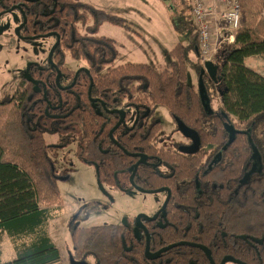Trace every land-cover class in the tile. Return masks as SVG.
Segmentation results:
<instances>
[{"label":"trees","instance_id":"16d2710c","mask_svg":"<svg viewBox=\"0 0 264 264\" xmlns=\"http://www.w3.org/2000/svg\"><path fill=\"white\" fill-rule=\"evenodd\" d=\"M11 7L24 12L26 22L19 30L25 42L36 44L49 33L60 42L52 57L56 68L47 62L28 65L31 80L25 79L14 95L0 99V230L9 237L15 253L0 264H63L48 234L49 221L60 215L62 198L47 155L46 134H55L59 145L73 143L76 157L95 166L101 187L107 184L120 192L131 189L128 168L134 160L123 154L126 150L162 159L154 166L138 167L135 179L140 186L149 181L152 187L160 183L190 192L198 175L206 191L205 212H199L201 219L196 222L188 221L186 212L177 211L170 199L161 223H148L152 224L146 228L148 250L159 252L156 259L146 258L145 233L138 238L126 220L92 225L81 244L73 233L74 263L88 264L92 258V264H211L194 245L203 244L216 264L226 256L237 264H264V77L244 64L249 56L264 59V0H240L234 41L219 48L213 61L217 83L204 81L205 88L214 89L217 105L207 100V108L196 87L187 83L188 54L195 50L197 34L193 33L189 44L175 45L169 52L172 60L157 69L146 64L114 66L112 40L95 35L103 23L130 30L120 15L79 0H0L1 15ZM173 23L180 31L179 24ZM186 28L190 26L182 29ZM67 53L76 61L87 60L93 77L91 97H99L106 109L136 106L144 120L138 119L135 125L123 122L110 138L108 133L119 115L87 99V75L78 72L70 89L57 88V72L63 83L73 82L74 71L64 64ZM159 105L179 129L194 135L199 143L197 157L178 158L150 148L159 123L147 119ZM130 114L126 112V118ZM252 145L259 153L255 161L260 170L243 182L253 165ZM216 153L221 154L220 162L201 176ZM162 164L169 171L163 177L159 175ZM171 167L177 174H171ZM180 242L188 244L177 245ZM170 245L176 246L163 251Z\"/></svg>","mask_w":264,"mask_h":264},{"label":"rangeland","instance_id":"374dc122","mask_svg":"<svg viewBox=\"0 0 264 264\" xmlns=\"http://www.w3.org/2000/svg\"><path fill=\"white\" fill-rule=\"evenodd\" d=\"M90 3L112 14L120 15L129 25L130 30L103 23L96 36L112 40L116 50L114 66L146 64L154 69L162 67L172 59L169 52L177 44H189L193 33L196 34L190 0H79ZM106 1V2H105ZM102 3L112 6L105 7ZM17 11H10L0 16V99L11 96L15 88L25 81L28 64H43L47 61L48 51L55 40L51 36L38 38L36 44L21 41L15 34L20 23ZM179 24L180 31L174 28ZM184 26L190 29L183 30ZM221 31L228 34L226 28ZM20 32V31H19ZM33 41V40H29ZM196 45V44H195ZM226 46L220 45L219 48ZM196 51V52H195ZM197 46L188 54L186 66L187 83L197 85L198 72L194 65L203 68L202 59L198 58ZM214 61V59H213ZM69 68L78 69L86 63L71 60L66 54ZM244 64L264 77V59L254 55L246 57ZM16 88V89H17ZM209 100L216 107V98L209 87ZM17 91V90H16ZM212 97V98H211ZM156 118L162 128L160 134L169 133L172 120L163 106L156 107ZM47 155L57 175V185L62 198L60 215L49 221L48 234L55 246H58L63 264H73L71 253L74 248L73 233L76 242L81 244L85 231L92 225H104L121 222L122 217L146 212L161 198L159 194H145L136 191L121 193L116 188L97 183L93 167L76 157L73 143L59 145L55 134H46ZM177 137L182 139L178 134ZM186 141V140H185ZM253 165L246 175L259 172L255 159L259 156L252 145ZM58 214L57 211H55ZM74 228L78 230L75 232ZM15 256L13 245L0 230V261H9ZM88 264H91L88 261Z\"/></svg>","mask_w":264,"mask_h":264},{"label":"flooded vegetation","instance_id":"af4514ba","mask_svg":"<svg viewBox=\"0 0 264 264\" xmlns=\"http://www.w3.org/2000/svg\"><path fill=\"white\" fill-rule=\"evenodd\" d=\"M16 11H18V10H16ZM19 24H21V23H19ZM19 34H20V32H19ZM42 37H44V36H42ZM42 37H39V38H42ZM51 37L55 40L54 36H51ZM22 38L18 37V39H20L21 41L25 40L24 36ZM55 42H56V40H55ZM52 53H54V52H52ZM197 54H198V51H197ZM52 57H53V55H52ZM45 62L49 63L48 62V57H47V61H45ZM65 63H66V57H65ZM82 63H86V65L84 67H80L78 69L69 68V66H67V64H65L70 71H74V75H73L74 78H73V82L72 83L75 82L76 77L78 75L77 74L78 72H82L84 75H87L88 79H89V85H88L89 88H88V91H87V99H89V101L92 102V104H96V105L100 104L103 108H105L104 102L99 97H91V89H92V85H93V77H92V75H90V69H89V65L87 63V60L82 58ZM28 65H42V64H39V63L35 64L34 63V64H28ZM50 65H52L54 68H56V64H54L53 60H52V64H50ZM194 67H195V70H197V72H198V81H197L198 83H197V85H195V87H196V89L199 92V84H200L199 80H200L202 82V87H203L204 94L206 95V99L208 101H210L209 97H208L210 95L209 94L210 92L208 90L209 87L205 88V82L204 81L207 80L209 82H212L213 84H216L217 82L212 81L207 74L201 73L202 67H200L199 65H194ZM28 73H29V68L27 67L26 70H25V78L28 75ZM57 73H59V76H60V72H57ZM102 74H104V73H102ZM56 76H57V74H56ZM101 76H104V75H101ZM217 76H218V74H217ZM217 76H216V79H217ZM60 77H59V87L57 86V88L65 89V87L71 86L72 83L68 85V84H65L62 81H60L61 80ZM26 79H28V78H26ZM55 82H56V80H55ZM16 88H15L14 93L16 92V90L19 87L17 89ZM68 89H70V88H68ZM213 90L214 89L212 88V92H213ZM14 93L11 94V95H14ZM115 94H116V91L114 92V96H115ZM199 94H200V92H199ZM114 96H113V98H114V101H115V97ZM208 101H206V104H207ZM156 107L157 106L154 107V111H153L152 115L149 116L148 119H147V121L155 120L156 122L159 123L158 131H157L154 139L152 141H150V145H152L153 147L150 146V148H152L154 150L156 148V149H158L157 151H161V150L168 151L172 155L173 154L177 155L178 158H185L186 159V158H190V157H197V155H194V153L199 148V143H197L196 138L194 137V135L192 133H189V131H186L185 129L184 130L179 129V127L176 126L177 123H175V121L172 120L171 117H170V119L172 120V125H171L169 133L168 134L167 133L160 134L162 125H161L160 120H158L156 118V113H155L156 109H157ZM106 110L108 111L109 114L114 113V114H118L119 115V119L117 120V123H116V125H117L116 128H118L123 122H126V124H130V125L134 124L135 125L137 120L141 119V116H142L141 112L139 111V109H137L136 106L135 107H131V104L128 105V106H123V108H111V109H106ZM118 111H120V112H122L124 114L122 121H120L121 114ZM128 111H130L131 114H130L129 117L126 118V112H128ZM143 116H144V113H143ZM142 120H144V119H141V121ZM115 126L108 133V135L111 133V135H109L110 138H112V131H114L116 129ZM177 134L182 139L178 138ZM210 149H211V146H209L207 148H204L203 149V153L204 152H206V153L209 152ZM122 151H123L124 155L126 154L127 156H130L131 158H133L134 162L128 168L131 171L130 175L128 176V182H129V184L131 186V189L129 188V189H127L126 192H121V193H127V192L136 191L138 193L140 192V193H145V194H151V193L159 194L160 197H161V198L155 199V203L153 204V206L149 210H147L146 212H140L139 214H136V215L133 214V215H130V216L122 217L121 222L125 223L126 220H127L126 224L127 225L130 224V229L133 231L134 235H137V237L139 238V236H141V233H145V236H146L145 239H147V234L149 236V233H148V229H146V228H147V226L152 225V224L148 225V223H154L156 225L161 223L160 216L164 215V212L169 208L168 207V205H169L168 202L170 201V199H172L171 203L174 202L175 205L173 207L176 206L175 208L177 209V211L180 210L182 212H184V211L186 212V216H188V221L191 220L193 222H196L197 219H201V215H200L199 212L200 211L201 212H205V210L203 208L202 200L204 199V193L206 194V191H204L203 183H201L202 179H200L198 175H196L194 177L196 183L194 184V187H193V189H191L190 192H186V191L178 192L176 190L174 191L173 189L169 188L166 184H163L162 186L159 185L160 183H156V185L154 187H152V185H153L152 183L153 182H149L147 180H146L147 182L143 183L144 186L149 188V189H146L145 187H143V185L140 186L139 182H137V180L135 179L136 174L138 172V167L141 164H148V165L151 164L152 166H154L155 164H159L162 161V159H160L159 157H155V156H150V155L148 156V155H145L144 153H141V152H138V151H133L131 153L127 152L126 150L125 151L122 150ZM206 155L208 156V154H206ZM220 160H221V154L220 153H216L215 155L211 156L210 160L207 163L208 169H206V170L204 169L202 174H201V176H204V174L209 172L210 169L214 165H216V164H218L220 162ZM88 165H91L93 167L94 171H95V166L93 164H91V161H90V163ZM164 167H165L164 164H162L160 166V168H161L160 172L161 173L159 175L161 177H163L167 172H169ZM172 169L173 168L171 167V174L172 175H174V173L177 174ZM249 172H250V170H248L245 173L243 182H245L247 180L248 176H250V175H246ZM95 175H96V171H95ZM131 177H132V179L130 180ZM134 179H135V181H134ZM205 181L207 183V178L205 179ZM104 185H107V184H104ZM99 187L102 189L103 185H102V187L99 185ZM207 199H208V202H212L211 197H209V198L207 197ZM164 205H165V207L163 208ZM178 208H180V209H178ZM187 208H188V210H187ZM190 208H191V211H189ZM155 214H156V217L154 219H152V217ZM209 217L210 216H208V218ZM121 222H118V223H121ZM111 224H116V223H111ZM213 235H218V233H215ZM222 235H224V234H222ZM148 241H149V237H148ZM180 243H184V242H180ZM184 244H188V243L185 242ZM197 245H200V244H197ZM198 249H200V248H198ZM201 251H203V250H201ZM151 254H154V253H151ZM210 256H211V254H210ZM227 258H231V260H227V261L222 262L224 259H227ZM89 259H90L89 261L92 264L93 263L92 258H89ZM224 259L221 260L220 264H237L236 260L233 257H231V256H226ZM73 264H80V263H74L73 262ZM214 264H216V263H214ZM238 264H241V263H238Z\"/></svg>","mask_w":264,"mask_h":264},{"label":"built area","instance_id":"2783aa9c","mask_svg":"<svg viewBox=\"0 0 264 264\" xmlns=\"http://www.w3.org/2000/svg\"><path fill=\"white\" fill-rule=\"evenodd\" d=\"M196 29L198 58L202 62L215 58L220 45L234 41L235 30L240 24V0H190ZM228 34H223L225 31Z\"/></svg>","mask_w":264,"mask_h":264},{"label":"water","instance_id":"95a60500","mask_svg":"<svg viewBox=\"0 0 264 264\" xmlns=\"http://www.w3.org/2000/svg\"><path fill=\"white\" fill-rule=\"evenodd\" d=\"M12 10H18L19 11V13H20V16H21V18H23V21H22V23L21 24H19L17 27H16V29H15V34L17 35V37H20V38H22L21 36H20V34H19V29L20 28H22V26H23V24L26 22V17H25V15H24V12L20 9V8H18V7H11L9 10H7L6 12H10V11H12ZM1 15V14H0ZM47 36H53V33H49V34H47V35H45L44 37H47ZM35 38H36V36L35 37H30L29 38V40H35ZM23 39V38H22ZM55 40H56V42L53 44V46L50 48V50H49V54H48V62L50 63V64H52V55H53V50L59 45V42H60V40H59V38H58V36H56L55 37ZM197 54V53H196ZM202 71H201V73H205V74H207L208 76H209V78L212 80V81H214V82H217L216 81V76H217V74H218V69H217V66L214 64V62L213 61H211V60H206L204 63H203V68L201 69ZM59 73H57V76H56V85L59 87ZM26 78H28L29 80H31L29 77H28V75L26 76ZM199 82H200V84H199V92H200V94H201V97H202V101L204 102V106L207 108V106H206V101H207V99H206V95L204 94V91H203V87H202V82L199 80ZM73 85V83L71 84V86ZM71 86H69V87H71ZM69 87H65V88H69ZM120 114H121V117H120V121H122L123 120V116H124V114L122 113V112H120V111H118ZM117 127V125L115 126V128ZM109 135H111V133L109 134ZM132 179V177L130 178V180ZM165 204V203H164ZM165 207V205L163 206V208ZM156 217V214L152 217V219H154ZM139 219V218H138ZM151 219V220H152ZM148 234H147V239H146V247H145V250H144V254L146 255V258L147 259H149V260H154L157 256H158V254H159V252H154V254H151L149 251H148V247H149V242H148ZM178 244H181V243H177V245ZM196 247H198V248H200L201 250H203V251H205V253H206V256H207V258L209 259V262L211 263V264H214L213 263V261L210 259V254H211V252L204 246V245H197V244H194ZM176 245H170V246H168V247H166L163 251H166V249H168V248H171V247H175ZM227 260H231V258H227V259H224L222 262H224V261H227Z\"/></svg>","mask_w":264,"mask_h":264},{"label":"crops","instance_id":"0c3cea01","mask_svg":"<svg viewBox=\"0 0 264 264\" xmlns=\"http://www.w3.org/2000/svg\"><path fill=\"white\" fill-rule=\"evenodd\" d=\"M106 2V1H105ZM103 4V6H105V7H109V6H112L111 4H108V3H102ZM97 7V6H96ZM98 8V7H97ZM101 9V8H100ZM103 10V9H102ZM105 11V10H104ZM107 12V11H106Z\"/></svg>","mask_w":264,"mask_h":264}]
</instances>
